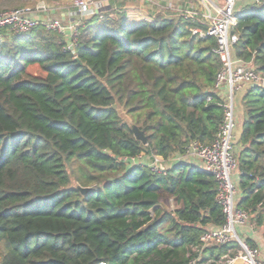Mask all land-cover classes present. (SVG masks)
<instances>
[{"label": "trees", "instance_id": "16d2710c", "mask_svg": "<svg viewBox=\"0 0 264 264\" xmlns=\"http://www.w3.org/2000/svg\"><path fill=\"white\" fill-rule=\"evenodd\" d=\"M122 1L81 16L73 49L42 24L0 31V264H225L237 253L234 240L197 251L226 216L215 176L188 155L225 119L217 39L167 9L131 21ZM233 32L235 56L264 74V0ZM241 103L238 205L264 228V88L247 85Z\"/></svg>", "mask_w": 264, "mask_h": 264}, {"label": "built area", "instance_id": "2783aa9c", "mask_svg": "<svg viewBox=\"0 0 264 264\" xmlns=\"http://www.w3.org/2000/svg\"><path fill=\"white\" fill-rule=\"evenodd\" d=\"M111 0H73L76 13L80 16L96 12L100 4ZM205 7L203 11L192 10L187 17H200L199 21L206 23L208 31L192 28L194 34L205 37L213 35L218 42L215 51L223 61V67L218 73L216 87L224 98L225 119L215 141L210 145L191 144L188 155L201 161L202 167L212 173L217 182V201L226 216V222L219 227L208 228L201 236L204 247L214 246L228 241H237V253L233 256L225 255V264H264L260 259V249L251 246L237 231L239 226L251 224L249 212L238 205V179L237 158L235 154V138L238 122L236 118V95L243 91L247 85H264V74L257 71L249 62L237 58L233 46L239 40V35L233 32L238 23V0H202ZM260 0H258L259 2ZM37 12H51L46 4H39L32 8L29 6L15 8L0 12V31L27 32L39 25H45L64 34L68 41V48L73 49L79 37L80 21L64 23L60 19L45 15L39 17ZM47 16V17H46ZM139 157L130 158L131 162H138ZM157 169V166L154 167ZM190 264H198L196 260Z\"/></svg>", "mask_w": 264, "mask_h": 264}, {"label": "crops", "instance_id": "0c3cea01", "mask_svg": "<svg viewBox=\"0 0 264 264\" xmlns=\"http://www.w3.org/2000/svg\"><path fill=\"white\" fill-rule=\"evenodd\" d=\"M138 4L136 6H131L128 4L126 6V11L129 16V20L131 21H139L142 19H150L151 15L157 12L160 9H167L173 15H181L187 14L192 10L203 11L204 3L202 0H136ZM122 0H111L104 1L100 4L99 8H96V12H105L111 10L112 8H118L122 6ZM258 0H238L237 2V11L241 12L245 10L247 7L254 5ZM130 3V2H128ZM51 8V12L42 13L37 12L39 17H45V15L50 16L52 18L60 19L64 23H68L69 21H80L82 22L83 18L76 13V9L73 5V0H59L55 2L53 5L49 6ZM46 16V17H47ZM244 95V90L239 92L236 95L235 103H236V118L238 122V127L240 129V125L243 121V108H242V97ZM239 129L237 130L236 135H238ZM194 162H198L202 165L201 161L192 158ZM155 162H163V158L160 156H156L154 158ZM239 183V179L237 180ZM239 198V196H238ZM237 231L241 237L244 239H251L256 247L260 249V259L264 260V228L257 227L254 223L239 226ZM236 264H242L241 261H238Z\"/></svg>", "mask_w": 264, "mask_h": 264}, {"label": "rangeland", "instance_id": "374dc122", "mask_svg": "<svg viewBox=\"0 0 264 264\" xmlns=\"http://www.w3.org/2000/svg\"><path fill=\"white\" fill-rule=\"evenodd\" d=\"M59 0H13V1H9V0H0V12L1 11H6V10H12L15 8H20V7H36L39 4H46L48 6L53 5L55 2H57ZM128 2H130L129 4L131 6H136L138 4V2L136 0H128ZM34 71H39L38 69L34 68ZM116 107L119 110V113L121 115V117L127 121L128 123L131 124V127L133 125H136L133 123L132 117L131 115L128 114L127 110L124 108V106L120 103H116ZM140 161H145V158L141 157L139 159ZM160 166V163H157ZM4 253V244L0 243V259L3 256Z\"/></svg>", "mask_w": 264, "mask_h": 264}, {"label": "water", "instance_id": "95a60500", "mask_svg": "<svg viewBox=\"0 0 264 264\" xmlns=\"http://www.w3.org/2000/svg\"><path fill=\"white\" fill-rule=\"evenodd\" d=\"M256 86H258V85H256ZM263 88H264V85H263ZM132 130H133L137 139L141 140L145 144L147 143V138H146L145 134L137 125H133Z\"/></svg>", "mask_w": 264, "mask_h": 264}]
</instances>
